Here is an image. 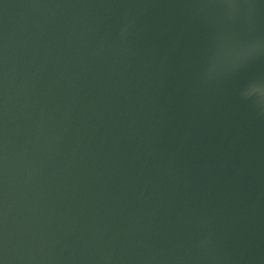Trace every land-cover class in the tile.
Wrapping results in <instances>:
<instances>
[{"label": "water", "instance_id": "1", "mask_svg": "<svg viewBox=\"0 0 264 264\" xmlns=\"http://www.w3.org/2000/svg\"><path fill=\"white\" fill-rule=\"evenodd\" d=\"M0 264H264V0H0Z\"/></svg>", "mask_w": 264, "mask_h": 264}]
</instances>
